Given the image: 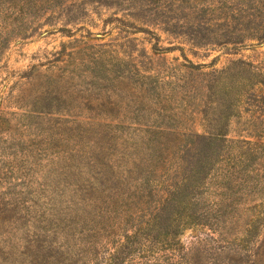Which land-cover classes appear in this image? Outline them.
Listing matches in <instances>:
<instances>
[{
    "label": "rangeland",
    "instance_id": "374dc122",
    "mask_svg": "<svg viewBox=\"0 0 264 264\" xmlns=\"http://www.w3.org/2000/svg\"><path fill=\"white\" fill-rule=\"evenodd\" d=\"M263 239L264 0H0V264H253Z\"/></svg>",
    "mask_w": 264,
    "mask_h": 264
},
{
    "label": "trees",
    "instance_id": "16d2710c",
    "mask_svg": "<svg viewBox=\"0 0 264 264\" xmlns=\"http://www.w3.org/2000/svg\"><path fill=\"white\" fill-rule=\"evenodd\" d=\"M182 186L183 185L181 183H179V184L173 183V184L169 185V188L166 191V193L168 195L165 197V199H163L161 201V203L159 204V207H155V210L159 211L163 207L165 209V207H167V205L168 206L171 205V202L177 203V202L181 201V200H179V198L177 196L179 194V191L181 194L184 193L186 196H188L191 193V191L189 193L190 188H188V186H186L187 187L186 189L181 190ZM184 187H185V185H184ZM177 189H178V191L174 192ZM6 210L9 212V209H6ZM145 212H147V211H145ZM212 214H214V213H206L205 217L209 218V217H211ZM31 215H32L31 211L27 212V217H32ZM146 216H148L147 220L144 222L146 228H144L143 231H148L150 229L152 231V227H155V221H157V218L159 217L158 213H156V212L154 213V211H153L151 214L145 215V218H146ZM41 217H42L41 224H43L45 222V220H43L44 216L39 215V217H37V218L39 219ZM58 227H59V225L57 226V228ZM29 230L30 231H28V233H27V240H26V247H25L27 250V253H25V255H28L29 257L32 256L31 258H33V261H37V260L41 259V253H42L43 248L39 244H36L37 242L40 241L39 239H37V238H39V234L37 233V231L31 232V229H29ZM135 237H136L135 235L131 236V237H129V236L125 237L127 244L121 245L120 247L127 249L130 245H132L134 243ZM144 239L146 241H149L148 238H146V237H144ZM92 243L93 242L90 241V245H92ZM13 246L14 245H12L11 247L14 248ZM151 253L154 254V251L152 250ZM150 256H153V258L151 259L152 261H148L147 263L137 262L135 264H163L164 262H165V264H175L174 258L171 256H168V255L164 256V257H161L159 255H150ZM253 257H254L253 264L264 263V239L262 240V242H260L256 246ZM112 261H113V259H112ZM180 264H191L187 255L181 257V263Z\"/></svg>",
    "mask_w": 264,
    "mask_h": 264
}]
</instances>
